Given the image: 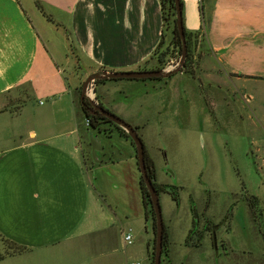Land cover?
<instances>
[{"label":"crops","instance_id":"crops-1","mask_svg":"<svg viewBox=\"0 0 264 264\" xmlns=\"http://www.w3.org/2000/svg\"><path fill=\"white\" fill-rule=\"evenodd\" d=\"M184 2L185 26L201 36L203 74L264 80V0ZM39 3L0 0V234L26 248L0 264H137L138 245L151 257L155 232L135 144L112 125L101 127L108 133L88 127L79 100L94 73L156 70L162 2ZM120 80L95 84L97 102L139 133L137 96H117L134 85ZM41 96L47 104H28ZM157 183L168 185L158 172ZM165 227L169 264H177Z\"/></svg>","mask_w":264,"mask_h":264},{"label":"rangeland","instance_id":"rangeland-1","mask_svg":"<svg viewBox=\"0 0 264 264\" xmlns=\"http://www.w3.org/2000/svg\"><path fill=\"white\" fill-rule=\"evenodd\" d=\"M170 41L167 31L163 49ZM200 51L194 75L120 80L134 88L117 96L128 102L137 96L139 135L159 179L178 194L176 201L167 191L159 193L164 224L175 235L177 264H264V80L208 77ZM174 88L181 94H173ZM41 101L48 103L44 96L27 102ZM144 224H137L141 236ZM217 225L218 251L208 229ZM138 249L135 263L153 264L145 244ZM162 264H169L166 252Z\"/></svg>","mask_w":264,"mask_h":264},{"label":"trees","instance_id":"trees-1","mask_svg":"<svg viewBox=\"0 0 264 264\" xmlns=\"http://www.w3.org/2000/svg\"><path fill=\"white\" fill-rule=\"evenodd\" d=\"M37 4L40 5L39 0H36ZM162 2V9H163V18H164V32L165 34L163 35V38L158 46V48L155 50L153 53V56L151 57V60H156V63L158 64V67L156 70H163L166 68V66L175 58L179 59L182 56L183 52V46H182V40L177 28V17H176V5H175V0H161ZM181 7H182V12H183V23H184V32L186 36V42H187V59L185 63V69L184 73L186 74H192L194 75V64L196 63L195 61V53L197 52V48L202 45V40L199 32H191L187 30L185 26V17H184V11H185V2L184 0H181ZM170 31L171 33V41L170 44L163 49L165 46V37H166V32ZM200 54V53H199ZM201 56V55H198ZM143 70H147V68H143ZM154 80H160L162 78H153ZM112 80V79H98L95 81V84H100L105 81ZM114 80V79H113ZM83 86V85H82ZM82 86H81V91H82ZM79 106L81 110L83 111L84 115L86 116L87 120H89V127L93 130H97L99 132H105L108 133L109 131L107 129L101 128L103 125H112L116 127L120 132L124 133L127 135L130 139L131 137L129 134L110 121L108 118L104 117L101 114H92V105L90 104L88 99H85L82 101L81 99L79 100ZM138 129V128H137ZM132 140V139H131ZM133 141V140H132ZM146 151V150H145ZM146 166L148 170V175L151 178L156 190L158 193L161 191H167L169 192L173 199L178 201V194L175 192L173 188H171L168 185H160L157 183V171L155 168V163L153 159L149 156V154L146 151ZM141 189H142V195H143V201L144 205L147 209V217H150L152 219L153 223V229L154 232L156 233V221H155V213L154 209L152 206L151 202V197L148 189L145 186L143 177L141 176ZM258 201V198H254V201L252 203ZM215 227V226H214ZM213 227V228H214ZM213 228L211 226H208V229L212 232ZM194 231H191L190 234L188 235L187 238V243L189 244L190 240L192 241L193 238V233ZM0 240L1 242L5 245V248L3 251H0V261L5 259L8 256H12L15 254H20L23 251L26 250L25 247L18 245L14 243L13 241L5 238L0 234ZM168 234L167 230L165 228L164 232V242H163V254L166 252L168 255ZM155 245H156V238L154 241V246H153V251H152V257H153V263H154V258H155ZM163 256V255H162Z\"/></svg>","mask_w":264,"mask_h":264},{"label":"water","instance_id":"water-1","mask_svg":"<svg viewBox=\"0 0 264 264\" xmlns=\"http://www.w3.org/2000/svg\"><path fill=\"white\" fill-rule=\"evenodd\" d=\"M176 5V17H177V28L182 40L183 52L180 57L179 63L173 69H163V70H154V71H131V72H109V71H100L99 73H94L90 75L83 83L82 86V94L81 100L84 101L88 99L90 104L92 105V114H101L104 117L108 118L110 121L124 129L131 139L133 140L136 150L139 168L141 172V176L143 177L146 188L148 189L151 197L152 206L155 213V221H156V245H155V258L153 264H162V255H163V242H164V232H165V224L162 213V206L160 203L159 193L156 190L151 178L148 175V170L146 166V149L144 142L139 135L137 129L127 123L122 118L117 115L109 112L97 102L91 100L88 96L89 86L94 83L98 79H153V78H169L172 75L182 72L185 69V63L187 59V42L186 36L184 32V23H183V12L181 7V0H175ZM220 227L217 225L213 228V241L215 250L218 251V243H217V235L216 230Z\"/></svg>","mask_w":264,"mask_h":264},{"label":"built area","instance_id":"built-area-1","mask_svg":"<svg viewBox=\"0 0 264 264\" xmlns=\"http://www.w3.org/2000/svg\"><path fill=\"white\" fill-rule=\"evenodd\" d=\"M177 64H175L174 61H171L165 69H173L174 67H176ZM88 96L91 100L97 102V97H96V94H95V82L92 83L90 86H89V90H88ZM98 103V102H97ZM86 125L89 127L90 123H89V120H86ZM126 242L128 244H132L133 243V236L131 233H128L126 235ZM137 264H140V263H137Z\"/></svg>","mask_w":264,"mask_h":264}]
</instances>
